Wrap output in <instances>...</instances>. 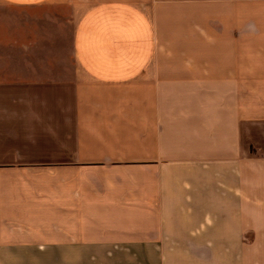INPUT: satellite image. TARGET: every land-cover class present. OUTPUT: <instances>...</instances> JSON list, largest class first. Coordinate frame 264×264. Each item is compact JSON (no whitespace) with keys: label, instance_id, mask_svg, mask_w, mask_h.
<instances>
[{"label":"crops","instance_id":"crops-1","mask_svg":"<svg viewBox=\"0 0 264 264\" xmlns=\"http://www.w3.org/2000/svg\"><path fill=\"white\" fill-rule=\"evenodd\" d=\"M0 264H264V0H0Z\"/></svg>","mask_w":264,"mask_h":264}]
</instances>
